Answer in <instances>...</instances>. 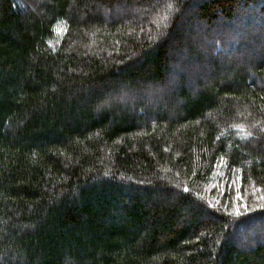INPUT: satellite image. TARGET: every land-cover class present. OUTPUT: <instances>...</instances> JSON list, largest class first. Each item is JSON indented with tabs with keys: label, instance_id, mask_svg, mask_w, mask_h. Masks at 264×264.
Returning a JSON list of instances; mask_svg holds the SVG:
<instances>
[{
	"label": "trees",
	"instance_id": "1",
	"mask_svg": "<svg viewBox=\"0 0 264 264\" xmlns=\"http://www.w3.org/2000/svg\"><path fill=\"white\" fill-rule=\"evenodd\" d=\"M263 14L0 0V264H264Z\"/></svg>",
	"mask_w": 264,
	"mask_h": 264
},
{
	"label": "rangeland",
	"instance_id": "2",
	"mask_svg": "<svg viewBox=\"0 0 264 264\" xmlns=\"http://www.w3.org/2000/svg\"><path fill=\"white\" fill-rule=\"evenodd\" d=\"M240 8H242V6H240ZM122 10L125 11L126 8L123 7ZM249 10H250V12H252V9H248V11ZM184 18H183V20H184ZM258 19H259V21L255 20L257 23L250 26L247 34H248V36H252L254 39L257 38L256 44L254 43V48L258 49L259 52H262V50L264 49V14L262 17H258ZM240 25L241 24H237V21H235L231 25L230 29L219 28V26L214 27L212 29L211 43L209 45V47L213 46V49L211 51L214 53H217V54H219V52L222 54L223 53L227 54L229 52L237 54L240 51V48H242L243 46H241V45L239 46L238 43H235L234 45H236V47H234L233 43L231 46H228V44H223V43L218 44V42H219L220 38L225 37V36H227L229 39H231V38L234 39V37L236 36L235 27L236 26L239 27ZM221 26H223V25H221ZM237 45L239 47H237ZM201 50H203V49L201 48ZM261 235H263V232L261 233Z\"/></svg>",
	"mask_w": 264,
	"mask_h": 264
}]
</instances>
